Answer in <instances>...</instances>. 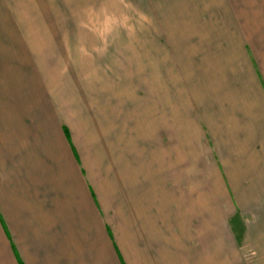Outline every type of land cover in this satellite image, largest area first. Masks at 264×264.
<instances>
[{"label": "crops", "instance_id": "crops-1", "mask_svg": "<svg viewBox=\"0 0 264 264\" xmlns=\"http://www.w3.org/2000/svg\"><path fill=\"white\" fill-rule=\"evenodd\" d=\"M149 2L124 118L0 130V264H264V0Z\"/></svg>", "mask_w": 264, "mask_h": 264}, {"label": "rangeland", "instance_id": "rangeland-1", "mask_svg": "<svg viewBox=\"0 0 264 264\" xmlns=\"http://www.w3.org/2000/svg\"><path fill=\"white\" fill-rule=\"evenodd\" d=\"M152 9L148 0H0V130L30 105L124 118L139 104L130 42L160 34Z\"/></svg>", "mask_w": 264, "mask_h": 264}]
</instances>
